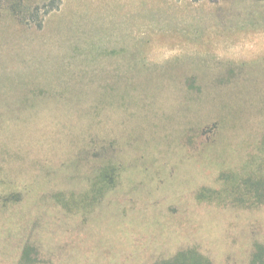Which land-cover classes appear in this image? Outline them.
I'll use <instances>...</instances> for the list:
<instances>
[{
    "label": "rangeland",
    "instance_id": "1",
    "mask_svg": "<svg viewBox=\"0 0 264 264\" xmlns=\"http://www.w3.org/2000/svg\"><path fill=\"white\" fill-rule=\"evenodd\" d=\"M183 250L264 264V0H0V264Z\"/></svg>",
    "mask_w": 264,
    "mask_h": 264
},
{
    "label": "trees",
    "instance_id": "2",
    "mask_svg": "<svg viewBox=\"0 0 264 264\" xmlns=\"http://www.w3.org/2000/svg\"><path fill=\"white\" fill-rule=\"evenodd\" d=\"M30 246L26 245L23 248V253L30 252ZM153 264H210L203 256L194 251L183 250L177 255L170 258H162L156 260Z\"/></svg>",
    "mask_w": 264,
    "mask_h": 264
}]
</instances>
